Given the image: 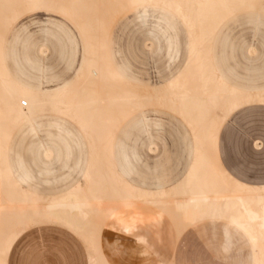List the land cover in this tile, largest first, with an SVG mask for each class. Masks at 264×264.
I'll use <instances>...</instances> for the list:
<instances>
[{"label": "bare ground", "instance_id": "1", "mask_svg": "<svg viewBox=\"0 0 264 264\" xmlns=\"http://www.w3.org/2000/svg\"><path fill=\"white\" fill-rule=\"evenodd\" d=\"M262 2L0 0V264H7L9 251L22 234L46 224L73 233L85 246L88 264L149 260L140 247L126 245L104 231L105 222L119 209L137 204L165 214L175 227L177 238L197 222L226 220L251 240L256 250L255 264H264V188L247 187L229 177L220 167L216 151L223 119L243 105L264 103V93L250 95L231 89L218 78L210 63V45L218 27L238 12L264 11ZM37 3L67 15L78 26L87 45V59L78 77L68 88L52 96L34 94L18 86L2 61L3 30L5 33L21 15L42 10L33 7ZM145 4L165 7L181 19L189 34L190 55L184 71L165 89L141 95L111 67L106 44L109 23L114 20L111 17ZM99 10L103 15L93 19L91 16L98 15ZM152 101L181 117L195 141V158L189 172L167 191L147 192L131 187L117 174L111 161V143L119 124ZM45 109L75 123L84 133L90 150L82 182L64 195L50 198L23 190L6 162L13 130ZM38 218L54 222L32 223Z\"/></svg>", "mask_w": 264, "mask_h": 264}, {"label": "rangeland", "instance_id": "2", "mask_svg": "<svg viewBox=\"0 0 264 264\" xmlns=\"http://www.w3.org/2000/svg\"><path fill=\"white\" fill-rule=\"evenodd\" d=\"M100 10L104 13V9ZM101 11L100 15L91 17H101ZM120 13L111 17L114 20L110 18L111 27L107 25L110 27L108 50L114 54L116 63L128 68L129 75L139 81L132 84L138 93H150L154 86L163 84L184 67L185 30L177 19H171L175 32L170 31L168 35H176V39L172 40L175 46L168 49L166 40L155 28L158 12L150 10L144 23L132 11ZM5 31L7 66L21 81L33 85L42 82L43 87L51 88L73 76L81 57L82 39L71 19L56 12L28 13L21 15ZM251 50L253 54L248 53ZM212 54L220 73L232 83L251 90L264 87V12H243L229 18L214 36ZM145 112L152 120L148 130L136 126L131 121L133 117H129L115 131L116 141L136 156L132 160L130 178L149 186L157 182L173 184L186 170L189 145L186 129L181 119L160 103L150 102ZM55 118L47 115L34 133L28 132L27 126L11 133V164L15 166L17 160H21L32 177L28 184L35 186L42 195L60 187L63 174L76 178L74 164L80 154L87 153L71 144L73 149L68 160L62 157L46 164L41 158L35 161L39 157V141L46 144L50 135L57 133L49 126ZM66 125L70 130H78L71 122ZM218 140L220 162L231 175L251 185L264 183V105L248 104L235 109L222 122ZM150 143L154 144V153L148 151ZM46 168L50 171L48 174ZM222 225L226 226L224 222L205 221L188 230L195 232L217 259L235 264L238 256L248 255L249 248L239 238L240 254L235 249L223 253L220 249Z\"/></svg>", "mask_w": 264, "mask_h": 264}, {"label": "crops", "instance_id": "3", "mask_svg": "<svg viewBox=\"0 0 264 264\" xmlns=\"http://www.w3.org/2000/svg\"><path fill=\"white\" fill-rule=\"evenodd\" d=\"M262 5L264 6V4ZM150 10L151 11L154 10L158 12L160 15L159 18L157 19V25L155 28L157 29L158 35H160L162 39L166 40L168 49H172L175 46L174 41L172 40L176 39V35H174L173 37L168 35L170 31L175 32V26L171 24V19L178 20L179 24L185 30L186 40H187L184 67L177 70L176 73L172 74L170 78L167 79L163 84L159 86H154L151 91L157 92L158 90L165 89L169 84H171L175 79H177L184 71L190 55V38L188 31L185 25L183 24V22L181 21V19L175 13H173L169 9H166L165 7L145 4L128 9V11H132L136 13L138 19L143 23L146 22V20L150 16L148 15V13H150ZM41 11L56 12L59 15L69 18L67 15L54 9H42V10L32 11L29 13H39ZM243 12L251 13V12H264V11L250 10V11L238 12L228 17L218 27L215 34L229 18H232L237 14ZM17 20H15L13 23H15ZM74 25L80 32V38L82 39V52H81L79 64L75 69L73 76L70 79L63 80L62 82L58 83L56 86H53L51 88L43 87L42 82L41 83L39 82L37 85H33L31 83L28 82L26 83L21 81L20 78H18L13 73H11V71L7 66V62H6L7 54L4 48L5 45V36H4L3 44H2V61L4 68L7 74L9 75V77L11 78V80L14 81L18 86L22 87L23 89L31 93L45 95V96H52L53 94L63 91L66 88H68L70 85H72V83L78 77L85 60L84 38L78 26L75 23ZM214 36L212 38L210 45V63L218 78L225 85L238 92L246 93L250 95L263 94L264 87L256 90L240 87L232 83L228 78H226L222 73H220V70L212 56L213 55L212 43ZM108 47H109V36L107 37L106 53L111 67L124 81H126L130 85L135 83L137 84L139 81L136 80V78L129 75L128 68L121 67L116 63L115 56L112 52L108 50ZM248 53L253 54L254 51L251 50ZM249 104L264 105V103H249ZM171 112L174 113L173 111ZM47 115H53L56 117L53 121L49 123V126L51 128H54L57 133L56 135H50L49 140L46 144L43 143L42 141H39L37 145L38 147L37 151L39 157H36L35 161H38L41 158L43 162L46 164L55 160H60V158L62 157L68 160V158H70L71 156L73 149L71 144H74L78 151L81 152L83 150H86L87 153L80 154L74 164V169L76 170L77 173L76 178H71L69 174H63L60 177V183L62 185L57 189H55L54 192L48 195H42L35 186H30L28 184L29 182L32 181V177L30 175L29 170L26 168V166H24L23 162L21 160H17L15 166L11 164L9 157V151H10L9 145L11 141V137H10L6 151V162H7V167L13 179L26 192L44 198L64 195L65 193L71 191L77 185H79L82 182L83 177L87 171L89 165V159H90V150H89L88 141L84 133L81 131V129L75 123L66 119L64 116L53 113L49 109L48 110L45 109V111L33 115L31 118H29L30 120L27 119L26 121L22 122L16 129H21L23 126H27V131L30 133H34L36 132L37 128L40 126V121L43 118H45ZM228 116H226L223 119V121ZM129 117H133L131 121L136 123V126L140 127L142 130L145 131L148 130L149 124L152 122L151 118L148 116V113L145 112V109L134 112L133 114L126 117L124 120H126ZM179 118L184 124V127L186 129L185 132L186 137L189 141V145L187 148V157H186V162H187L186 170L183 176L180 178V180L170 185H168L167 182H157L156 184H154V186H149V185H142L137 181L131 179L130 176L133 173L132 160L136 159V156L133 153L129 154L127 149L124 147V145L123 144L121 145L120 141H116L115 133H114L111 143V150H110L111 161L117 174L121 177V179L124 182H126L131 187H134L142 191L158 192V191H167L175 187L185 178L195 158V141L189 127L186 125V123L181 117ZM67 122L73 123L78 130L76 132L70 130L66 125ZM218 146H219V140L217 134V140H216L217 160L220 167L229 175V177H231L236 182L245 185L247 187L256 188V189L264 188V183L258 185H251L231 175L230 172L226 168H224L220 162V152ZM148 151L150 153L155 152L154 144L150 143L148 145ZM64 167L66 168V166ZM49 172L50 171L46 168L45 173L48 174ZM23 185H26V187L24 188ZM205 221H208L211 224H214L216 222H224L226 224V226L222 225V230H221L222 242L220 245V249L223 253L228 254L235 249V251H237L238 254H240V251L238 250L239 238L240 240L242 239L244 243H246V245L249 248L248 255H246V257L244 258L238 256L235 264L256 263V250L249 237L241 229H239L238 227L232 225L231 223L223 219H208L197 222L192 226L188 227L180 235V237L177 238L175 227L173 226L172 222L165 214L155 209L154 207L143 204H137L119 209L114 215H112L105 222L104 231L109 236H113L121 239L126 243V245L140 247L149 257V260L138 259L128 264H172V263L173 264H228L221 261L220 259H217L215 255L210 251L209 247L205 244V242L202 239H200L195 232L188 230L189 228L195 227L196 225ZM37 246H39V248L41 249V253L38 258L42 260L44 264H88V255L83 243L67 229L60 226L48 225V224L35 227L22 234L12 245L7 257V264H27L29 260L35 258L33 253H34V249H36Z\"/></svg>", "mask_w": 264, "mask_h": 264}, {"label": "snow or ice", "instance_id": "4", "mask_svg": "<svg viewBox=\"0 0 264 264\" xmlns=\"http://www.w3.org/2000/svg\"><path fill=\"white\" fill-rule=\"evenodd\" d=\"M33 7L37 9H45L48 7V5L37 3L34 4ZM85 58L87 59V45L85 46ZM53 222L54 221L52 220L44 219V218H38L32 221V223L34 224L53 223ZM40 253H41V249L39 248V246H37L36 249H34V253H33L35 258L29 260L27 264H44V262L38 258Z\"/></svg>", "mask_w": 264, "mask_h": 264}]
</instances>
